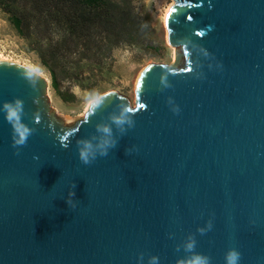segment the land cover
<instances>
[{
    "label": "water",
    "instance_id": "water-1",
    "mask_svg": "<svg viewBox=\"0 0 264 264\" xmlns=\"http://www.w3.org/2000/svg\"><path fill=\"white\" fill-rule=\"evenodd\" d=\"M166 26L185 67L146 64L134 107L107 92L70 126L47 77L0 60V109L22 99L35 129L13 147L0 111V264H177L192 238L210 264L232 248L264 264V0H174ZM97 126L118 144L85 165L77 141L106 138Z\"/></svg>",
    "mask_w": 264,
    "mask_h": 264
},
{
    "label": "rangeland",
    "instance_id": "rangeland-1",
    "mask_svg": "<svg viewBox=\"0 0 264 264\" xmlns=\"http://www.w3.org/2000/svg\"><path fill=\"white\" fill-rule=\"evenodd\" d=\"M112 1V0H111ZM128 3L146 18L147 34L140 35L132 44L123 43L111 50V56L104 63L80 58L79 52L67 53V72L60 70L57 85L52 80L47 66H56L53 43L65 36V31L52 13L45 11L32 22V28L25 37L18 34L9 20V14L0 5V58L26 65L41 73L49 80L47 99L53 115L60 118L63 125L70 126L85 117L94 96L107 92H117L129 104L135 106V86L138 75L148 63L172 65L175 69L185 67L184 50L170 45L166 37L167 26L162 18V8L173 0H113ZM45 42L38 47L34 41ZM180 54L179 61L175 55ZM81 71L82 77L74 73Z\"/></svg>",
    "mask_w": 264,
    "mask_h": 264
},
{
    "label": "trees",
    "instance_id": "trees-1",
    "mask_svg": "<svg viewBox=\"0 0 264 264\" xmlns=\"http://www.w3.org/2000/svg\"><path fill=\"white\" fill-rule=\"evenodd\" d=\"M8 12L9 20L19 35L25 37L34 19L45 11L52 13L55 21L63 27L65 36L53 43L56 66L43 63L50 73L52 85H57L60 70L67 72V53L79 52L80 58L104 63L111 50L123 43H135L140 35L147 34L146 18L123 1L111 0H0ZM38 47L45 42L34 41ZM60 69V70H59ZM82 72L74 73L82 77Z\"/></svg>",
    "mask_w": 264,
    "mask_h": 264
},
{
    "label": "clouds",
    "instance_id": "clouds-1",
    "mask_svg": "<svg viewBox=\"0 0 264 264\" xmlns=\"http://www.w3.org/2000/svg\"><path fill=\"white\" fill-rule=\"evenodd\" d=\"M101 105V100L99 97L94 96L91 99V107L93 110L99 108ZM178 111V109H174ZM5 113V119L12 125L13 129V147L26 145L29 137L34 133L35 129L29 127L23 121L24 115V101L20 98H15L12 101H5L3 103L2 109ZM37 117V121H38ZM113 123L117 125L120 129V132L123 133L126 131L125 125L128 127L134 126V120L132 119L131 110L127 108L121 109V114L113 118ZM97 131L103 132L106 138L100 140L96 144H93L92 139H81L77 141L79 148V158L85 164L93 163L97 156H107L109 150L115 148L118 144V141L112 138V129L110 127L97 126ZM19 154V151H17ZM72 195H75L74 193ZM212 227V224L209 223L208 229ZM203 234L204 229H199ZM196 241L194 238L184 246L185 252L189 253L184 258H181L177 261V264H210V257L198 253L195 251ZM241 258V253L235 248L230 249L225 256L226 264H238ZM158 257H151L150 264H156Z\"/></svg>",
    "mask_w": 264,
    "mask_h": 264
},
{
    "label": "bare ground",
    "instance_id": "bare-ground-1",
    "mask_svg": "<svg viewBox=\"0 0 264 264\" xmlns=\"http://www.w3.org/2000/svg\"><path fill=\"white\" fill-rule=\"evenodd\" d=\"M172 4H173V2H170L167 5H165L164 8H162L161 13H162V18H163L165 25H166L167 14H168V11H169L170 7L172 6ZM166 37L168 38V31L166 32ZM0 60H6V59H5V57L1 56Z\"/></svg>",
    "mask_w": 264,
    "mask_h": 264
}]
</instances>
